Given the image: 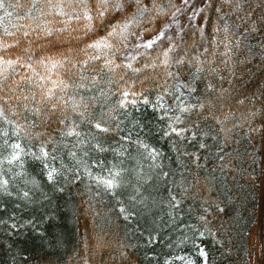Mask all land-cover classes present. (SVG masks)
I'll return each mask as SVG.
<instances>
[{"label":"trees","instance_id":"1","mask_svg":"<svg viewBox=\"0 0 264 264\" xmlns=\"http://www.w3.org/2000/svg\"><path fill=\"white\" fill-rule=\"evenodd\" d=\"M14 1L0 156L22 162L0 179V264H250L264 0ZM43 2L73 5L47 39Z\"/></svg>","mask_w":264,"mask_h":264},{"label":"clouds","instance_id":"2","mask_svg":"<svg viewBox=\"0 0 264 264\" xmlns=\"http://www.w3.org/2000/svg\"><path fill=\"white\" fill-rule=\"evenodd\" d=\"M73 5L71 3H57L55 5H49L44 3L41 5V16L42 20L38 22L37 29L38 35L42 36V38H49L50 36L56 35L54 29L57 25L63 23V18L65 16H72ZM3 59V57H0ZM35 64L44 67L47 69L48 65L45 63L44 58H40L34 62ZM13 65L16 66H23L19 60H14L9 58L8 59V67H12ZM34 67H29V73L34 72ZM21 74V73H18ZM0 115H3L2 108H0ZM23 145H21V148ZM16 149H11L9 154H5L0 156V168L3 169V172H0V179H6L7 177L4 175L12 170V168H19L21 165V158L17 157L13 159L12 156L16 153ZM44 180L47 181V176L44 177ZM48 183H54L53 181H47Z\"/></svg>","mask_w":264,"mask_h":264},{"label":"rangeland","instance_id":"3","mask_svg":"<svg viewBox=\"0 0 264 264\" xmlns=\"http://www.w3.org/2000/svg\"><path fill=\"white\" fill-rule=\"evenodd\" d=\"M118 1V0H115ZM44 3H49V2H43ZM37 4H40L37 3ZM28 7L24 8L22 3H18L14 0H0V11L4 12V15L7 16L8 20L10 22H14L16 20V16H25L28 15ZM140 20V16L137 15L135 17H133L131 20L127 21L126 23L123 24L122 29H120L118 31L119 35H125L130 28L132 27V25ZM181 92L184 93L183 98L186 99L187 101L191 99V95L189 93L188 90H184V89H179ZM167 107L168 103L165 101L164 102ZM264 130V127H263ZM264 132V131H263ZM101 172H103V170H101ZM108 173H104L103 177H107ZM261 197L263 196L264 193V178L262 177L261 179ZM259 223H257L258 225L256 227H254L252 234L250 236V243H249V248H250V252H249V257H250V262L251 264H264V254L262 252V245H261V252L259 254L256 253V251H252V239H256L257 237H260L261 239V219H259L258 221ZM256 235V236H255ZM189 264V263H186Z\"/></svg>","mask_w":264,"mask_h":264},{"label":"bare ground","instance_id":"4","mask_svg":"<svg viewBox=\"0 0 264 264\" xmlns=\"http://www.w3.org/2000/svg\"><path fill=\"white\" fill-rule=\"evenodd\" d=\"M256 236V235H255ZM252 251H256L257 254L261 252V239L257 237L256 239H252Z\"/></svg>","mask_w":264,"mask_h":264},{"label":"snow or ice","instance_id":"5","mask_svg":"<svg viewBox=\"0 0 264 264\" xmlns=\"http://www.w3.org/2000/svg\"><path fill=\"white\" fill-rule=\"evenodd\" d=\"M261 230L264 231V221L261 222Z\"/></svg>","mask_w":264,"mask_h":264}]
</instances>
